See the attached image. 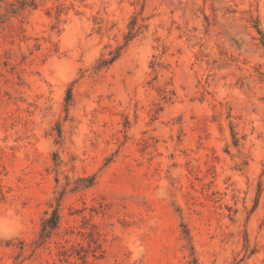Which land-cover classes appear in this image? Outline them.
<instances>
[{"label":"rangeland","instance_id":"obj_1","mask_svg":"<svg viewBox=\"0 0 264 264\" xmlns=\"http://www.w3.org/2000/svg\"><path fill=\"white\" fill-rule=\"evenodd\" d=\"M0 264H264V0H0Z\"/></svg>","mask_w":264,"mask_h":264}]
</instances>
